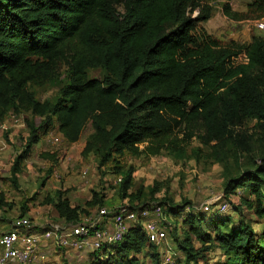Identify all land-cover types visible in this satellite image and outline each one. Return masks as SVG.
<instances>
[{"label":"trees","instance_id":"1","mask_svg":"<svg viewBox=\"0 0 264 264\" xmlns=\"http://www.w3.org/2000/svg\"><path fill=\"white\" fill-rule=\"evenodd\" d=\"M192 2L0 0V128L12 110L33 117L26 119L25 149L11 167L15 184L21 163L55 125L67 142L75 143L91 123L83 152L97 154L100 167L119 162L116 156L126 151L159 152L165 143L181 155L185 150L175 145L194 136L211 146L220 161L231 152L252 149V136L244 127L257 119L264 132V38L224 45L199 25L211 13L187 14ZM249 9L250 14H243L225 6L224 14L233 19L263 17L264 0H254ZM62 64L69 79L59 98L39 100L31 86L59 81ZM91 69H101L103 75L91 76ZM35 117L42 119L40 124ZM132 182L131 168L121 185L122 197L142 195L129 193ZM224 195L234 209L245 204L264 219V158L230 177ZM233 195L240 198L239 205ZM100 202L95 194L87 206ZM161 204L168 213L182 214L180 206ZM54 207L68 222H79L84 211L62 191ZM198 212L189 211L185 222L202 242H218L227 255L223 264H264V227L255 230L243 221L230 226L228 211L219 208ZM196 220L207 223L210 232L198 230ZM190 234L175 239L185 264H198L201 253ZM146 246L155 249L152 257L160 264L157 246L141 226L131 224L122 242L92 252L90 264H142L138 254Z\"/></svg>","mask_w":264,"mask_h":264},{"label":"rangeland","instance_id":"2","mask_svg":"<svg viewBox=\"0 0 264 264\" xmlns=\"http://www.w3.org/2000/svg\"><path fill=\"white\" fill-rule=\"evenodd\" d=\"M253 2L254 0H193L187 14L198 17L207 12L211 13L208 20L199 22L200 27L224 45L232 42L245 45L250 43L254 36L264 38V16L233 19L224 14V7L229 6L233 11L250 14L249 6ZM118 10L123 12L121 6H118ZM89 74L99 77L103 75V71L91 69ZM68 79V67L62 64L59 81L44 86L32 85L31 90L41 101L56 102L61 94L60 89ZM27 118L33 117L30 113L12 110L0 128V195H3V203L0 201V235L13 228L14 221L21 216L30 217L39 230L50 227L62 229L77 224L78 222L65 223L55 209L54 201L58 191H62L73 206L84 210L79 221L88 220L103 206L110 209L119 205L153 206L165 201L181 208L182 214L168 213L165 211L167 205L162 204L164 214L172 225V229L170 224L167 227L171 242L182 256L184 252L178 248L175 235L184 239L186 233L191 232L192 244L201 253L198 264H223L227 261V255L218 242H202L195 232L192 233L185 219L188 218L189 211L198 212L207 204L216 209L217 203L226 201L224 188L228 179L263 162L264 132L258 126L257 119L249 120L244 127L252 136V149L249 152H231L229 157L222 161L215 157L211 146L202 144L200 139L194 136L175 145V148L180 146L185 150L181 155L172 149L173 144L165 143L156 153L142 152L133 155L126 151L116 156L119 162L112 160L102 167L99 166L97 154L91 152L86 155L83 152L86 140L93 131L91 123L75 143L67 142L55 125L47 134L42 135L41 141L33 147L30 156L21 163L22 171L18 175V183L15 184L12 181L11 167L15 158L25 149L29 136ZM41 120L35 117V123L40 124ZM177 134L180 139L184 137L183 132ZM147 145L148 142L140 146L144 149ZM226 149L230 150L231 147ZM131 168L133 182L129 193L141 191L139 198L122 197L121 185ZM95 194L101 202L87 206V202L92 200ZM232 199L234 204H240L238 196L233 195ZM227 213L231 218L230 226L243 221L252 224L255 230L264 227V219L245 204L240 210L231 206ZM195 225L200 231L210 232L208 224L203 221L196 220ZM206 247L209 248L203 250ZM44 249L45 258L39 256L32 264H90L94 258L88 250ZM154 251L152 247L146 246L138 254L140 262L155 264L152 257Z\"/></svg>","mask_w":264,"mask_h":264},{"label":"built area","instance_id":"3","mask_svg":"<svg viewBox=\"0 0 264 264\" xmlns=\"http://www.w3.org/2000/svg\"><path fill=\"white\" fill-rule=\"evenodd\" d=\"M216 206L221 211L231 207L227 202H219ZM211 209L207 204L199 210L208 212ZM105 220L110 221L109 226L104 224ZM131 224L141 226L148 241L157 246L160 264H185L171 242L167 227L172 225L162 204L119 205L114 209L103 206L95 217L62 229L39 230L30 218L18 217L13 228L0 235V264H32L39 256L45 258L44 248L98 252L122 242Z\"/></svg>","mask_w":264,"mask_h":264},{"label":"crops","instance_id":"4","mask_svg":"<svg viewBox=\"0 0 264 264\" xmlns=\"http://www.w3.org/2000/svg\"><path fill=\"white\" fill-rule=\"evenodd\" d=\"M95 214V213H94ZM92 215V216H90L89 218H92V217H95L97 214H98V212L96 213V215ZM28 218H30V217H28ZM64 219V218H63ZM81 219V218H80ZM65 220V223H68V224H71V222H68V221H66V219H64ZM79 222H81V221H79ZM104 224L106 225V226H109L110 225V221L109 220H105V222H104Z\"/></svg>","mask_w":264,"mask_h":264}]
</instances>
